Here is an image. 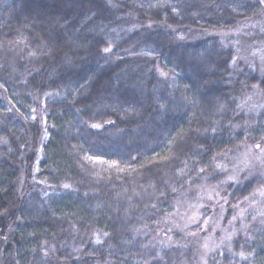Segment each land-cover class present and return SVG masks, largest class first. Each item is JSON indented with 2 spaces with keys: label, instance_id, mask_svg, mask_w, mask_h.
Instances as JSON below:
<instances>
[{
  "label": "trees",
  "instance_id": "obj_1",
  "mask_svg": "<svg viewBox=\"0 0 264 264\" xmlns=\"http://www.w3.org/2000/svg\"><path fill=\"white\" fill-rule=\"evenodd\" d=\"M251 34L263 0H0V264H264V180L221 166L264 146Z\"/></svg>",
  "mask_w": 264,
  "mask_h": 264
},
{
  "label": "rangeland",
  "instance_id": "obj_2",
  "mask_svg": "<svg viewBox=\"0 0 264 264\" xmlns=\"http://www.w3.org/2000/svg\"><path fill=\"white\" fill-rule=\"evenodd\" d=\"M255 36L256 34H251L248 36V40H245V38L243 39L242 37L240 38L239 42L242 44L240 52L243 57L244 55L257 56L260 58L257 59L260 62H263L264 38H261V36ZM260 146V148H257L256 145L248 148L244 147L242 150L238 151L232 159L228 160L227 163L221 164L227 177L226 182H238L242 179V176L245 175L247 177L261 176L262 180H264V152L261 151V148H264V146ZM214 193L218 196H213L212 194ZM209 198H212V200L218 198L219 200L217 199L218 202L207 211V214H205L207 217H205L204 222L202 223L200 232H207L206 236H201L200 251L202 255H205L210 250L212 251L219 246V233L222 236L221 238H225L224 234H227V227L223 225L222 219L219 221V218L216 216L217 206H219L218 208H221V213H224L225 204H218L223 199L222 195H219L216 188L197 190L195 196L186 203L185 207L179 213V216L184 222H188L190 226L194 225L200 221L204 215L201 213L200 208H202L204 202L206 203ZM257 203H261L260 211L264 214V187L263 190L256 195L255 200L251 199L247 205L238 209L240 215L250 210ZM205 245H207V248H205Z\"/></svg>",
  "mask_w": 264,
  "mask_h": 264
},
{
  "label": "snow or ice",
  "instance_id": "obj_3",
  "mask_svg": "<svg viewBox=\"0 0 264 264\" xmlns=\"http://www.w3.org/2000/svg\"><path fill=\"white\" fill-rule=\"evenodd\" d=\"M110 49H105V51H109ZM94 127H99V125H94ZM257 148H260L261 146L259 144L256 145ZM261 151L264 152V148H261ZM67 187V185H66ZM205 248H207V245H205ZM240 256L244 257L245 259H247L248 257L244 255L243 252L239 253Z\"/></svg>",
  "mask_w": 264,
  "mask_h": 264
}]
</instances>
